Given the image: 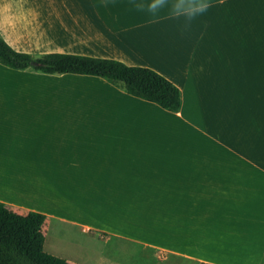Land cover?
<instances>
[{
    "label": "crops",
    "instance_id": "0c3cea01",
    "mask_svg": "<svg viewBox=\"0 0 264 264\" xmlns=\"http://www.w3.org/2000/svg\"><path fill=\"white\" fill-rule=\"evenodd\" d=\"M205 2L206 11L185 21L178 13L150 17L140 0H0V36L14 51L146 67L180 93L172 113L100 78L0 65V203L18 215L45 216V253L102 264L106 252L77 239H114L166 260L264 264V168L257 162L264 158V0ZM244 39L245 63L236 50ZM220 79L233 124L219 101L208 107L220 114L217 140L192 117L197 96L201 107ZM195 140L218 150L195 151ZM242 206L251 215L240 222L257 223L250 238L242 225H221L222 209ZM234 236L235 244L227 240ZM84 249L87 255L77 254Z\"/></svg>",
    "mask_w": 264,
    "mask_h": 264
},
{
    "label": "trees",
    "instance_id": "16d2710c",
    "mask_svg": "<svg viewBox=\"0 0 264 264\" xmlns=\"http://www.w3.org/2000/svg\"><path fill=\"white\" fill-rule=\"evenodd\" d=\"M0 65L46 75L91 76L105 80L125 94L176 113L180 93L176 86L146 67H130L109 59L49 54L33 59L14 51L0 36ZM45 216L18 215L0 203V264H69L44 252Z\"/></svg>",
    "mask_w": 264,
    "mask_h": 264
},
{
    "label": "rangeland",
    "instance_id": "374dc122",
    "mask_svg": "<svg viewBox=\"0 0 264 264\" xmlns=\"http://www.w3.org/2000/svg\"><path fill=\"white\" fill-rule=\"evenodd\" d=\"M254 33H257V39H258V30H255ZM263 41V42H262ZM259 43L264 44V29H259ZM248 41L246 39L243 40V44L241 47H236L237 54L243 56L244 63L245 60H247L246 55L250 52V47L247 45ZM251 47L254 49L256 46V43L251 42ZM226 79H220L221 82H223L222 85H219V88H211L210 93H205L206 96V102L199 107L200 104V95L197 96L195 109L198 108V113L194 114L192 119L193 122L204 132L209 134L210 136L216 138L219 140V136L222 137L219 133V112L214 108L208 107H216L218 101L220 102L219 108H223L226 111L227 114V123L233 124V110H229L230 108V98L229 95L226 97V104H225V92L224 89L221 88L224 85V81ZM229 82L231 84H235V81L233 79L228 78ZM216 90H220V93H216ZM178 133H182V131H178ZM189 133V132H188ZM191 133H195L198 135L196 131H191ZM192 136V134H191ZM225 136L229 139V134L227 133ZM223 138V137H222ZM225 138V137H224ZM206 139V138H205ZM209 140H203V141H193L189 144L193 146V149L195 151L198 150H204L206 152H209L210 150H218V146H215L212 142H208ZM209 143V144H208ZM210 151V152H211ZM259 165L264 168V158L257 159ZM243 204V202L241 203ZM246 206L239 207L237 209H227L224 208L220 211V213L226 214L227 218L225 222H221V225L224 228L229 227H240L242 225V229L244 232H242L244 235L252 236V232H254L256 229L258 230L257 223H252L250 221L248 222H240V219L242 215L248 216L251 215V213L244 212ZM235 219H237L239 222H235ZM255 229V230H253ZM260 231V230H259ZM228 235L229 231L226 232ZM237 236V235H236ZM236 237H229L227 240H231L233 244L234 239ZM82 239V240H81ZM93 239V238H92ZM77 240H81L80 244L82 245H89L92 249H94L96 252L101 253L106 252V257L109 259V261L103 262L102 264H198L196 261H191L187 258H179L177 261H173L174 259L171 255H169V260H166L165 255L153 253V254H145L142 251H137V247H133V245L128 244L125 241L118 242L117 240L111 239L107 244L103 243L100 240H87L86 238H80ZM96 241V242H95ZM120 247V249H119ZM208 247L210 248V245L208 244ZM186 247H184L185 249ZM209 250V249H208ZM220 250H226L225 247ZM84 249L83 251H76L77 254H83L87 255ZM207 257H210L211 254L206 253ZM222 256V255H219ZM172 260V261H170ZM111 261V262H110Z\"/></svg>",
    "mask_w": 264,
    "mask_h": 264
},
{
    "label": "clouds",
    "instance_id": "9594fccd",
    "mask_svg": "<svg viewBox=\"0 0 264 264\" xmlns=\"http://www.w3.org/2000/svg\"><path fill=\"white\" fill-rule=\"evenodd\" d=\"M142 11L150 17H159L167 12L169 14H177V18L185 21H191L196 15L207 10L208 4L205 0H192V9L188 10L186 5L188 0H185V7L177 9L180 0H140Z\"/></svg>",
    "mask_w": 264,
    "mask_h": 264
},
{
    "label": "bare ground",
    "instance_id": "6f19581e",
    "mask_svg": "<svg viewBox=\"0 0 264 264\" xmlns=\"http://www.w3.org/2000/svg\"><path fill=\"white\" fill-rule=\"evenodd\" d=\"M65 241H67V240H65Z\"/></svg>",
    "mask_w": 264,
    "mask_h": 264
}]
</instances>
